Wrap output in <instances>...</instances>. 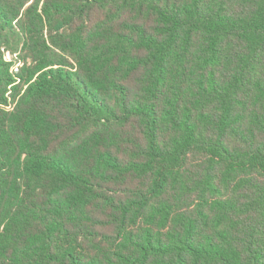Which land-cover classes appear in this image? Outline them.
I'll use <instances>...</instances> for the list:
<instances>
[{
  "label": "trees",
  "instance_id": "obj_1",
  "mask_svg": "<svg viewBox=\"0 0 264 264\" xmlns=\"http://www.w3.org/2000/svg\"><path fill=\"white\" fill-rule=\"evenodd\" d=\"M0 264H264V0H0Z\"/></svg>",
  "mask_w": 264,
  "mask_h": 264
},
{
  "label": "built area",
  "instance_id": "obj_2",
  "mask_svg": "<svg viewBox=\"0 0 264 264\" xmlns=\"http://www.w3.org/2000/svg\"><path fill=\"white\" fill-rule=\"evenodd\" d=\"M14 57H17V55H14ZM5 61L6 62H12L13 61V56L10 53L5 54ZM21 64L20 63H15L14 66L12 67V73L14 75H17L19 73V68Z\"/></svg>",
  "mask_w": 264,
  "mask_h": 264
}]
</instances>
